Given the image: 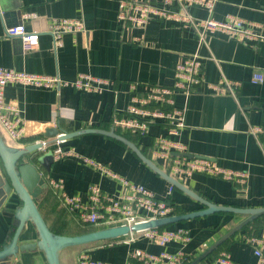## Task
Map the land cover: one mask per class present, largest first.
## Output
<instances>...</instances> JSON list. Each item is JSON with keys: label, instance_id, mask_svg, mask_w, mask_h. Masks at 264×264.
<instances>
[{"label": "crops", "instance_id": "obj_1", "mask_svg": "<svg viewBox=\"0 0 264 264\" xmlns=\"http://www.w3.org/2000/svg\"><path fill=\"white\" fill-rule=\"evenodd\" d=\"M118 3L119 0H0V11L9 14L4 19L0 17V68L58 76L65 81L85 74L107 82L100 93L78 92L70 87L37 89L7 85L4 103L18 110L22 137L13 142L0 129L2 140L8 146L22 148L43 141L40 134L50 127L66 132L110 130L115 119L125 116L133 96L143 97L156 86H170L176 64L182 58L197 54L202 62L203 84L187 101L179 95L174 98L175 107L185 109V128L175 138L181 148L180 153H172L169 159L158 155L155 140L166 133L162 122L152 124L146 136H122L201 198L235 208H263L264 28L260 29L263 39L257 43L241 42L220 32L208 34L204 42H200L195 30L176 22L152 20L141 29L125 26L117 20ZM18 10L21 12L19 17L15 13ZM188 13L195 20L212 18L222 21L233 16L264 26V0H217L212 12L192 4ZM69 19L80 20L85 33L64 34L61 45L56 46L49 26L53 20ZM19 25L28 32L38 33V46L34 51L24 52L17 38L4 34L6 26ZM255 73L262 75V83H251ZM220 79L237 81L240 87L234 94H215L207 85ZM255 128L258 131H254ZM53 140L47 141L50 146H53ZM62 147L72 148V155L53 159L46 173L39 164L36 165L46 188L35 203L53 233L70 236L77 230L69 222L61 221V207L64 206L47 184L49 180H61L68 196H77L82 204H86L85 191L89 185H97L111 194L122 191L119 180L108 174L112 172L118 178L142 185L156 198L169 202L175 212L173 215L203 208L152 173L115 140L86 134L63 142ZM44 152L41 150L29 157L35 159ZM88 157L103 170L87 166L83 158ZM191 159H202L219 168L244 172L248 176L246 185L199 173H174V160ZM20 206V200L11 192L0 207V250L11 240L10 232L13 225H17L15 213ZM243 218L234 214H212L165 227L187 231L190 241L186 245L169 243L161 247L135 233L107 244L74 248L77 250L60 257V263L77 264V255L83 250L93 261L126 264L128 251L135 248L153 254L181 250L189 263ZM61 225L66 227L61 229ZM250 238L264 239V216L256 218L228 238L220 248L217 247L214 250L219 248L216 258L226 252L235 264H255L256 257L248 241ZM36 241V231L27 222L18 238V245ZM210 260L205 259L200 264H208ZM3 261L6 264H46L43 253L38 249L19 250L15 256Z\"/></svg>", "mask_w": 264, "mask_h": 264}, {"label": "built area", "instance_id": "obj_2", "mask_svg": "<svg viewBox=\"0 0 264 264\" xmlns=\"http://www.w3.org/2000/svg\"><path fill=\"white\" fill-rule=\"evenodd\" d=\"M217 0H119L117 20L130 28H144L152 20H165L176 22L183 26L191 27L198 34L199 41L204 42L205 36L216 32L224 33L233 39L247 43H257L263 39L260 29L263 25L248 23L233 16H227L218 21L212 18L195 20L188 8L192 4L200 5L212 12ZM2 18V12L0 11ZM49 33L56 46L61 45L64 34L85 33V27L80 20H53L49 26ZM4 34L8 37L18 38L24 52H32L38 46L39 35L28 32L22 25L5 27ZM202 62L197 54L182 58L173 71L170 86H156L143 97L133 96L128 104L125 116L112 122V129L118 134H131L142 137L148 134L152 124L162 122L166 133L155 140L159 156L169 159L172 153H180V146L175 138L185 128V109L175 107L174 98L179 95L185 101L194 90L203 84L201 76ZM263 81L260 73L251 77V83L256 85ZM14 84L37 89L73 88L78 92L100 93L107 82L100 78L80 74L72 81H65L58 76H44L25 71H16L10 68H0V129L11 141H18L22 137V129L18 127V110L5 105L4 90L7 85ZM207 87L215 94H234L240 87L237 81L220 79ZM134 89V88H132ZM254 131H258L255 128ZM63 142L53 140V146L44 144L42 151L51 150L53 159L59 160L72 155V148H63ZM83 162L90 167L98 166L93 159L83 158ZM173 171L175 174L199 173L210 177L220 178L245 186L247 174L217 167L215 164L202 159L174 160ZM108 174L113 179H118L122 191L118 194L104 192L97 185L86 188V204H82L77 196H68L61 180H49V187L57 195L62 205L71 213L77 215L81 223L97 228L114 226H132L151 219L163 218L173 215V207L166 200H160L142 185L133 184L118 178L112 172ZM135 233H131L132 235ZM151 242L164 247L169 243L186 245L190 241L187 231L182 228H163L161 230H147L138 232ZM131 239L128 241V243ZM250 245L256 257L255 264H264V239L250 238ZM126 264H184L187 257L177 251H160L157 254L138 248L127 253ZM77 264H112L93 261L85 251L77 255ZM208 264H235L226 252L220 253Z\"/></svg>", "mask_w": 264, "mask_h": 264}, {"label": "water", "instance_id": "obj_3", "mask_svg": "<svg viewBox=\"0 0 264 264\" xmlns=\"http://www.w3.org/2000/svg\"><path fill=\"white\" fill-rule=\"evenodd\" d=\"M15 13L18 17L21 15L19 10L15 11ZM7 15H9L8 12L7 14L2 13V18H6ZM86 134L101 135L122 144L128 150H130L136 156V158L152 173L161 178L172 188L178 190L188 198L200 204L203 208L184 214L147 220L134 224L130 227L114 226L74 236H64L52 233L39 213L35 201L46 188L45 180L38 171L36 165L39 164L46 172H48L50 166L53 163V154L49 149L39 157L35 158L33 161L31 158H29V156L36 152H40L44 144H49V142H47L49 139H56L59 142H66ZM40 137L43 139L41 142H36L22 148H13L8 146L0 136V207L11 192L14 193L21 202V206L15 213L17 225L11 240L7 246L0 250V264H6L3 260L11 256H15L19 250L23 251L34 249H38L43 253L46 264H61L59 254L66 248L80 247L101 241L115 240L128 236L131 233L156 230L212 214L224 213L244 216L241 222L229 230L215 244L188 263L200 264L228 238H230L256 218L264 215V207L235 208L217 205L201 198L185 187L177 179L159 168L154 162L148 159L133 142L116 133L113 129H85L66 132L61 131L58 128L50 127L45 129L44 132L40 134ZM177 155L182 156V154ZM27 222L31 223L34 227L37 234V241L35 243L19 246L18 238Z\"/></svg>", "mask_w": 264, "mask_h": 264}, {"label": "trees", "instance_id": "obj_4", "mask_svg": "<svg viewBox=\"0 0 264 264\" xmlns=\"http://www.w3.org/2000/svg\"><path fill=\"white\" fill-rule=\"evenodd\" d=\"M125 135V134H124ZM120 144V143H119ZM122 145V144H121ZM125 147V146H124ZM130 151V150H129ZM131 152V151H130ZM132 153V152H131ZM133 154V153H132ZM134 155V154H133ZM135 156V155H134ZM136 157V156H135ZM30 158V157H29ZM31 160L33 161V160H35V159H32L31 158ZM45 173H46V171H45ZM61 210H62V215H61V221L63 222V223H65V221L66 222H69L71 225H74L75 226V228H76V230H77V233H75L74 235H80V234H84V233H89V232H93V231H96V230H99V229H103V228H97V227H93V226H91V225H88V224H84V223H81L80 221H79V219L77 218V216H76V214H74V213H71L70 211H68L66 208H64V207H61ZM175 213V212H174ZM173 213V214H174ZM180 213H182V212H180ZM184 214V213H183ZM219 214H224V213H219ZM262 216H264V215H262ZM261 217V216H260ZM64 218H65V220H64ZM259 218V217H258ZM15 222H17V220L15 219ZM251 223V222H250ZM249 223V224H250ZM249 224H247L245 227H243V229L244 228H246ZM64 227H66L65 225L63 226V225H61V229H63ZM15 228H16V223H15V225H13V228H12V230H11V232H10V236H9V239H11V237H12V235H13V233H14V230H15ZM163 228H165V227H163ZM163 228H159L158 230H161V229H163ZM50 230V229H49ZM53 233V232H52ZM54 234H57V235H64V236H69V235H65V234H61V233H54ZM74 235H70V236H74ZM122 238V237H121ZM118 239H120V238H118ZM117 240V239H116ZM111 241H114V240H108V241H101V242H98V243H93V244H89V245H86V246H80V248H83V249H86L85 247H89V246H92V245H95V244H107V243H110ZM225 242H227V240L225 241ZM224 242V243H225ZM223 243V244H224ZM221 247V245L219 246V248ZM1 248V247H0ZM72 248H77V247H72ZM218 248V249H219ZM217 249V250H218ZM217 250L216 251H214V252H212L207 258H206V260H208V259H211L210 261L212 262L215 258H216V252H217ZM83 251V250H82ZM81 252V251H80ZM205 262V260L204 261H202V263H204ZM184 264H188V261H186Z\"/></svg>", "mask_w": 264, "mask_h": 264}, {"label": "rangeland", "instance_id": "obj_5", "mask_svg": "<svg viewBox=\"0 0 264 264\" xmlns=\"http://www.w3.org/2000/svg\"><path fill=\"white\" fill-rule=\"evenodd\" d=\"M121 135H124V134H121ZM74 250H77V249H74V248H66V249L62 250V251L60 252V254H59V258L62 257V256H63V258H64V256H66L67 254H69V252H73ZM72 254H74V253H72ZM72 254H70V256H71ZM65 258H66V257H65Z\"/></svg>", "mask_w": 264, "mask_h": 264}]
</instances>
